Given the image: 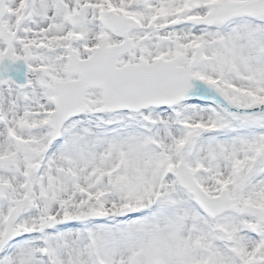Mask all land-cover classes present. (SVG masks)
<instances>
[{
    "label": "snow or ice",
    "instance_id": "1",
    "mask_svg": "<svg viewBox=\"0 0 264 264\" xmlns=\"http://www.w3.org/2000/svg\"><path fill=\"white\" fill-rule=\"evenodd\" d=\"M0 264H264V0H0Z\"/></svg>",
    "mask_w": 264,
    "mask_h": 264
}]
</instances>
